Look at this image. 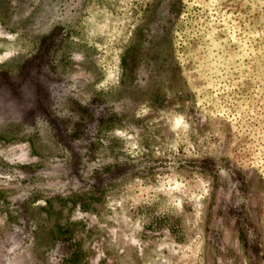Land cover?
I'll list each match as a JSON object with an SVG mask.
<instances>
[{"label":"rangeland","instance_id":"rangeland-1","mask_svg":"<svg viewBox=\"0 0 264 264\" xmlns=\"http://www.w3.org/2000/svg\"><path fill=\"white\" fill-rule=\"evenodd\" d=\"M0 58V264H264V0H0Z\"/></svg>","mask_w":264,"mask_h":264},{"label":"trees","instance_id":"trees-1","mask_svg":"<svg viewBox=\"0 0 264 264\" xmlns=\"http://www.w3.org/2000/svg\"><path fill=\"white\" fill-rule=\"evenodd\" d=\"M51 32H52V31H51ZM78 205H79V207L84 208V204L82 203V200H79V201H78Z\"/></svg>","mask_w":264,"mask_h":264},{"label":"bare ground","instance_id":"bare-ground-1","mask_svg":"<svg viewBox=\"0 0 264 264\" xmlns=\"http://www.w3.org/2000/svg\"><path fill=\"white\" fill-rule=\"evenodd\" d=\"M8 37V36H7ZM10 54V53H9ZM8 55V54H7ZM1 59V58H0ZM6 60V59H5Z\"/></svg>","mask_w":264,"mask_h":264}]
</instances>
